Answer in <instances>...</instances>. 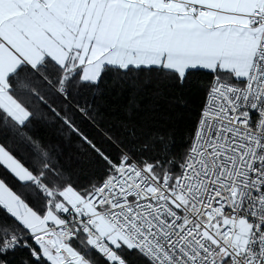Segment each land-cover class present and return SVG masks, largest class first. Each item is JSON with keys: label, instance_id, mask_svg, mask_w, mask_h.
<instances>
[{"label": "snow or ice", "instance_id": "snow-or-ice-1", "mask_svg": "<svg viewBox=\"0 0 264 264\" xmlns=\"http://www.w3.org/2000/svg\"><path fill=\"white\" fill-rule=\"evenodd\" d=\"M198 75L179 144L86 99ZM0 264H264V0H0Z\"/></svg>", "mask_w": 264, "mask_h": 264}, {"label": "trees", "instance_id": "trees-1", "mask_svg": "<svg viewBox=\"0 0 264 264\" xmlns=\"http://www.w3.org/2000/svg\"><path fill=\"white\" fill-rule=\"evenodd\" d=\"M207 79L198 75L183 87L161 85L159 90L155 86L137 90L131 82L118 84L110 80L107 85H101L102 91L95 97L88 95L86 99L92 103L102 123L144 125L153 132L174 131L179 144L202 102V85ZM33 131L45 141L55 142L62 135L56 120L47 114ZM74 147L67 148L73 156L69 164L75 163Z\"/></svg>", "mask_w": 264, "mask_h": 264}]
</instances>
